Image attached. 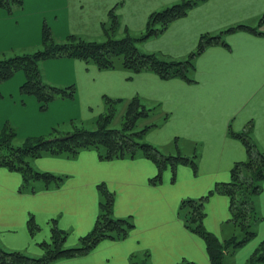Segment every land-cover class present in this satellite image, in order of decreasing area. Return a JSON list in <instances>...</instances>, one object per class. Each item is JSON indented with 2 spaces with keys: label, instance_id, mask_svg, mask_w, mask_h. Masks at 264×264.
Wrapping results in <instances>:
<instances>
[{
  "label": "crops",
  "instance_id": "obj_1",
  "mask_svg": "<svg viewBox=\"0 0 264 264\" xmlns=\"http://www.w3.org/2000/svg\"><path fill=\"white\" fill-rule=\"evenodd\" d=\"M23 1L16 14H7L0 7L2 54L40 46L45 24L59 40L70 34L103 40L101 28L118 3V0ZM262 14L264 0H200L163 33L141 42L142 51L180 58L193 51L206 33L219 34L238 24L261 32L235 29L226 33V44L207 46L194 58V82L178 77L163 79L148 71L129 77L125 70H103L77 58H50L41 63L44 80L60 86L74 84L76 94L74 98L53 100L47 110H41L36 97L21 92L26 78L23 71L1 83L0 135L5 124L10 123L21 139L47 136L58 124L83 119L82 110L85 113L94 104H103L105 96L129 100L137 95L148 105L153 102V106H162L163 102L165 107L163 125L149 128L144 133L146 142L165 147L175 137H183L185 142L200 144L201 150L195 156L184 155L195 157V165L177 163L170 166L171 170H163L161 179L154 182L151 180L159 173V167L142 154L103 160L97 150L83 149L72 157L40 156L35 158L34 165L31 161L32 166L41 172L64 176V180L60 186L49 188L35 184L34 192L22 190L21 172L0 166V246L38 257L43 253L42 243L51 241L55 225L67 232L68 246L76 245L95 226L101 198L99 185L104 184L114 193L115 216L132 218L134 227L122 239H104L83 255L51 264H136V256L147 264L185 261L211 264L205 240L186 227L179 205L185 198L210 194L205 200L204 226L220 240L226 239L223 226L232 216L230 197L223 192H211L219 184L231 181L234 164L248 158L244 142L229 132L247 131L258 150L264 152ZM89 15L91 18L87 19ZM121 16L128 20L124 14ZM138 26L131 27L136 35L145 30L143 21ZM180 33L186 39L172 41ZM176 48L183 49L176 52ZM216 112L221 118L215 123ZM160 114L156 110L151 117ZM260 186L252 199L257 215L256 235L237 248L236 264H249L264 242V178ZM30 219L37 224L36 230H30Z\"/></svg>",
  "mask_w": 264,
  "mask_h": 264
},
{
  "label": "trees",
  "instance_id": "obj_2",
  "mask_svg": "<svg viewBox=\"0 0 264 264\" xmlns=\"http://www.w3.org/2000/svg\"><path fill=\"white\" fill-rule=\"evenodd\" d=\"M200 0H180L161 11L152 12L146 22L145 31L140 35L132 34L128 28L124 36L117 33L120 18L113 7L110 23L103 24V40L91 39L78 34H70L59 40L47 24L43 27L41 45L12 54L0 53V84L12 78L18 71L25 73V81L21 85L23 94L32 95L40 103L41 110H47L55 99L74 98V84L60 86L44 80L41 62L50 58L70 57L85 60L99 69H120L128 72V76L142 71H153L163 79L182 78L193 81L191 73L196 69L194 58L209 45L221 43V35L203 34L197 49L184 60L163 58L158 52H144L138 43L163 33L177 18L186 15L191 7ZM23 0H0V7L12 12L15 7L22 8ZM264 22V14L260 17ZM237 29L261 33L257 28L238 24L221 33ZM226 44V42H223ZM163 57H162V56ZM106 111L94 119V127L85 124L78 125V120H71L72 128L63 130L61 124L54 126L51 133L42 136L27 137L21 143H16L18 134L16 128L6 123L0 135V166L16 170L23 176V191H36V185L44 188L60 186L64 176L35 169L31 160L44 155L75 156L83 149H95L103 160L116 158H133L139 154L153 160L159 167V173L151 181H159L161 172L168 166L174 167L180 162L196 164L195 157L181 154L165 155L155 145L142 141L144 133L157 124H146L137 129L143 118H149L158 106H149L144 99L134 96L129 100L105 96ZM129 101L120 126L113 125L117 112L116 103ZM240 138L247 149L248 158L238 161L232 168V179L219 184L211 193L223 192L230 197L231 213L245 235L240 239L233 235L220 240L211 234L204 226L205 200L210 195L201 198H186L179 205V213L186 227L200 235L206 242L211 264H224L227 254L234 252L240 246L256 235L254 223L257 215L253 209V195L260 190V181L264 178V152L258 150L255 144L244 132H233ZM100 202L97 221L93 229L79 240L78 246H68L67 232L56 225L52 228L51 241L42 243L43 253L31 256L22 251L7 250L0 246V264H51L60 259L83 255L91 251L104 239H122L134 227L132 218H118L113 215L114 193L104 184L99 185ZM252 198V199H251ZM30 230H36L37 224L29 220ZM77 243V244H78ZM233 252V253H234ZM136 264H147L145 260L135 261ZM189 264H195L189 262ZM249 264H264V242L249 260Z\"/></svg>",
  "mask_w": 264,
  "mask_h": 264
},
{
  "label": "rangeland",
  "instance_id": "obj_3",
  "mask_svg": "<svg viewBox=\"0 0 264 264\" xmlns=\"http://www.w3.org/2000/svg\"><path fill=\"white\" fill-rule=\"evenodd\" d=\"M179 1L180 0L170 1V2L168 0H130L128 2H124L123 0H118V3L114 6L115 7V11L119 15V18H120V27H119V29H118V31H117L116 34H118L119 37H122L121 35L124 36V34L126 33V27H127V25H129L130 32L132 34H134V32H136V31L135 30H132L131 27H136V28L139 27L138 25H139V23L141 21H143V26H144L143 27V30H144V28L146 27V25H144L145 24V19H146V17L148 18L149 15L152 12L158 11V10L161 11V10L165 9L166 7H169V6H171V5L175 4V3H178ZM4 9L7 11V14H16L15 11L16 10L17 11L20 10L19 7H15L12 12H9L6 8H4ZM121 14H124L123 17L126 18V19H128V20H123ZM89 17L91 18L90 15L89 16H86L87 19H89ZM146 22H147V20H146ZM104 23L105 24H109L110 23V14L107 16V19L104 21ZM101 29H103V28H101ZM132 31H134V32H132ZM226 33H228V32L219 33L221 35V41H222L219 44H223V42L226 41V39H225V37L227 36ZM214 35H217V34H214ZM101 38L104 39L105 37L103 36ZM175 38L177 40L174 39L172 41L183 42V40H181V39H186V35L184 33H180V34H177L175 36ZM141 42L138 43L139 49H140V46H141ZM171 46H174V44L171 43ZM197 46H198V44H197ZM197 46H196V48L193 51H195L197 49ZM211 46H213V45H211ZM208 47H210V45ZM182 49L183 48H176V52H178V51H180ZM193 51L189 52L185 56H181L180 58L179 57H176L175 58V56H173V57L171 56L170 57V55H165V57H163L162 55L161 56L163 58H168V59L184 60ZM144 52H146V50ZM170 52H172V51H170ZM216 57H217V55L214 56V58H216ZM194 63H195V59H194ZM144 72H147V71H144ZM148 72H152L153 73V71H148ZM190 75H191V77H193V80H195L194 79V73H191ZM202 91L204 92L205 90H202ZM163 93H166L165 88L163 89ZM128 103H129V101H124L123 103L120 102L118 104L116 103L117 112H116L115 120H114V123H113L114 126L119 127L121 125L120 124L121 118H122L124 112L127 109ZM149 106H153V102H151V105L149 104ZM162 106L159 105L158 106V109H157V111H159L161 113L160 115H157L156 117H151L150 116L151 118H147V119L143 118L140 121L137 129H140L142 126H144L145 124H148V123H150L152 121H154V124H157L159 126H162L163 123H164V116L166 115L165 114V111L162 112V109L165 110V107L163 105V102H162ZM104 111H106V106H105V100L103 98V104H94L93 108H91V109L90 108H87V110H86L85 113L82 110V112H83L82 115L83 116H81V117L83 119H81V118L75 119V120H78V121L81 120V122H76V123L78 125H80V124H82V121H83V124H85L87 127H94L95 126L94 119L100 113H103ZM51 112H49V114ZM215 114H217V118L214 120V122L216 123V122H218V119L221 118V116L218 114V112H216ZM70 121L71 120L67 121L66 123H62L61 124V128L63 130L71 129L72 128V123H70ZM58 125H60V124H58ZM153 128H155V127H153ZM244 133H246V136H248V138L252 141V139L248 135V132L247 131H244ZM175 138H174V140H172V142L169 145H167L165 147L157 146V145H156V147H158V149L161 152H163L165 155H178V154H181V155H189V156L191 155L192 156V155H194L196 153H197V155L200 153V150H201V145L200 144L197 145L196 142H194V143L185 142L183 137H178V138H176V140H175ZM17 139L18 140H16V143H21L22 142L21 141L22 140L21 138H17ZM142 141H146L145 135L143 136ZM252 142L255 144L254 141H252ZM178 146H180V148H181L180 151H179ZM255 146H256V144H255ZM256 148H257V146H256ZM34 160H35V158L31 160L33 165H34V163H33ZM165 169H167L166 171L171 170L170 169V165H168ZM166 171L164 172V175H165ZM163 178H164V176H163ZM113 215L115 216L114 211H113ZM115 217H117V216H115ZM231 218H233V217H231ZM223 233H224V235H225L226 238H229V237H231L233 235H237V237H239L241 239L245 235L244 230H242L241 227L235 221H233V220H231V221H229V222H227V223L224 224V226H223ZM78 245H79V243L76 244L75 246H78ZM233 252L234 251L231 249L230 250V253L226 255L225 260H224V264H236L235 263V258H236L235 256L236 255H235V252L234 253ZM38 256H40V255H38ZM136 258H137L138 261L141 260L140 256H136ZM183 264H189V261L188 262L185 261V262H183Z\"/></svg>",
  "mask_w": 264,
  "mask_h": 264
}]
</instances>
